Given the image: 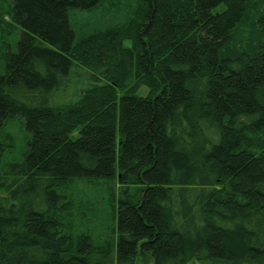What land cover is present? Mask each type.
Here are the masks:
<instances>
[{
    "label": "trees",
    "instance_id": "trees-1",
    "mask_svg": "<svg viewBox=\"0 0 264 264\" xmlns=\"http://www.w3.org/2000/svg\"><path fill=\"white\" fill-rule=\"evenodd\" d=\"M136 4L0 0V264H264V0ZM59 76L88 84L19 98ZM91 179L120 191L108 237L74 216Z\"/></svg>",
    "mask_w": 264,
    "mask_h": 264
},
{
    "label": "rangeland",
    "instance_id": "rangeland-1",
    "mask_svg": "<svg viewBox=\"0 0 264 264\" xmlns=\"http://www.w3.org/2000/svg\"><path fill=\"white\" fill-rule=\"evenodd\" d=\"M116 1L122 9L128 8L129 5L133 8H137V1L138 0H112ZM3 7V6H1ZM110 4H106L103 9H100L96 12L91 13H80L78 15V22L86 23L90 22V24H103L104 19L106 20H116L119 17V13L114 11L111 15L108 13V9ZM107 13V15H106ZM8 20V17H5ZM16 33V34H15ZM19 31L14 32L10 29H5V39L11 46H16L18 42V35ZM12 35L14 37H12ZM6 48V47H5ZM87 76V74L85 73ZM57 76V74L55 75ZM61 83L59 84L58 88H56V94H51L48 90L49 88L40 87L35 88L38 89L39 92L37 95V101L34 98L35 94H24L19 98L24 99V103L28 107H37L39 104L43 105H61L67 104L69 102L75 101L78 98V91L80 88L87 87L88 81L84 80L82 77H77L76 80H70L71 83L69 84L67 81V76H59ZM70 79V78H69ZM36 91V90H35ZM148 92L147 86H143L138 91L141 95H146ZM24 96H27L25 98ZM20 120L16 119L13 123L12 129L10 131L13 133L16 143L15 144H8L4 147L5 151L11 149V145H14L13 154L7 153L2 151V154L5 158H8L9 165L5 167L6 170L11 166V163H14V160L18 162L21 156V153L24 151L26 144L25 139L22 135H20ZM3 142V141H2ZM5 143V142H4ZM0 164L2 163V159L0 160ZM115 181L104 180V179H91L89 181H76L73 185V189L69 191V195H73V207L75 214L74 216L83 217L87 219V225L84 226L85 232L89 235L93 234L96 235V238H99V235H103L108 237L111 235L112 230H109V227L113 225V213H114V204L118 205V200L120 197V191L118 189V185H115ZM75 216V217H76ZM116 226V225H115ZM95 227V229H94ZM113 229V228H112ZM93 230L96 232L93 233Z\"/></svg>",
    "mask_w": 264,
    "mask_h": 264
}]
</instances>
